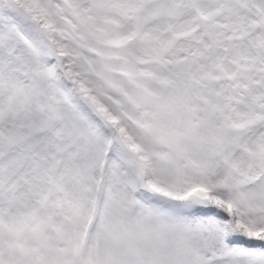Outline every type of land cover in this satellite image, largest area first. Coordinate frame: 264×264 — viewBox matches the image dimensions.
I'll return each mask as SVG.
<instances>
[{
  "label": "snow or ice",
  "instance_id": "6c2138e0",
  "mask_svg": "<svg viewBox=\"0 0 264 264\" xmlns=\"http://www.w3.org/2000/svg\"><path fill=\"white\" fill-rule=\"evenodd\" d=\"M0 264H264V0H0Z\"/></svg>",
  "mask_w": 264,
  "mask_h": 264
}]
</instances>
